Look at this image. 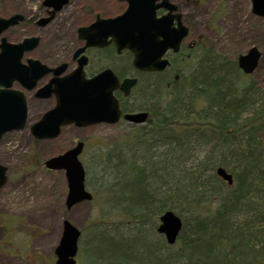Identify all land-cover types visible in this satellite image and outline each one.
I'll use <instances>...</instances> for the list:
<instances>
[{
  "label": "trees",
  "instance_id": "16d2710c",
  "mask_svg": "<svg viewBox=\"0 0 264 264\" xmlns=\"http://www.w3.org/2000/svg\"><path fill=\"white\" fill-rule=\"evenodd\" d=\"M183 55L185 65L154 75L153 84L146 78L136 91L152 126L107 155L109 190L139 203L138 211L124 208L137 224L166 211L182 219L175 245L153 242L155 264H264L263 92L237 61L204 46ZM198 145L211 152L201 167L190 166ZM218 167L233 175V186Z\"/></svg>",
  "mask_w": 264,
  "mask_h": 264
},
{
  "label": "rangeland",
  "instance_id": "374dc122",
  "mask_svg": "<svg viewBox=\"0 0 264 264\" xmlns=\"http://www.w3.org/2000/svg\"><path fill=\"white\" fill-rule=\"evenodd\" d=\"M43 1L0 0V16L9 17L16 13L23 15L28 11V18L36 20L41 16L39 8ZM77 1L71 0L67 8L75 9ZM173 2L187 17L191 29L187 42L204 44L215 56L228 61H236L253 46L260 50L262 55L258 69L244 78L247 83H255L258 92H263L264 96V22L252 14V1ZM118 7L109 6L107 13H118ZM125 7V3H122L124 10ZM21 28L6 32L0 37V42L2 37L11 42L24 39L34 29ZM68 32L67 25L64 28L55 26L43 39L53 45L64 40ZM189 71L190 68L185 67L184 76H189ZM153 77L141 75L140 85L145 84L146 78H150L153 84ZM132 94L134 100L131 106L140 110L143 102L140 105L136 92ZM49 108V102L35 103L31 98L26 128L8 133L0 141V163L9 170L8 182L0 189V264H55V251L63 235L65 220H69L81 231L76 257L78 264H155L153 242L160 238L165 240L157 232L159 219L145 217L143 222L137 224L128 217L124 208L138 211L139 203L125 198L124 193L112 194L109 190L111 179L107 155L124 148V140L133 138L140 127L132 128L126 121L116 125L100 124L84 128L67 126L57 139L37 140L30 127ZM261 138L264 142V123ZM79 141L85 142L80 160L86 170V190L93 195V200L83 201L68 210L65 172L48 170L45 164L51 158L70 150ZM210 152V145H198L188 165L201 167V162ZM125 199L128 200L125 204L120 203ZM141 251L143 253L138 256Z\"/></svg>",
  "mask_w": 264,
  "mask_h": 264
},
{
  "label": "water",
  "instance_id": "95a60500",
  "mask_svg": "<svg viewBox=\"0 0 264 264\" xmlns=\"http://www.w3.org/2000/svg\"><path fill=\"white\" fill-rule=\"evenodd\" d=\"M61 9L68 0H49ZM128 3L126 12L113 20L103 21L106 35H111L120 49H129L134 54L133 65L144 71H163L169 65L163 57L169 49L178 51L182 40L187 36L188 29L182 25L181 15H174L177 9L170 0H123ZM157 2H160L157 4ZM253 13L264 20V0H252ZM159 8L169 10V14L156 17ZM23 19L16 15L10 19L0 18V34L10 26ZM178 20V27L174 28V20ZM82 32V31H81ZM162 38V39H161ZM34 40H26L31 43ZM28 48H30L27 45ZM24 45H2L0 54V86L9 88L14 80L23 79L21 58ZM33 47V45L31 46ZM261 53L252 48L245 55L238 58L239 68L245 74H252L257 66ZM41 66V65H40ZM43 73L47 70L44 66ZM37 74L39 78L42 74ZM99 80H97V83ZM105 84L106 92H83V85L75 84V80L61 84L63 92H56L57 106L46 113L41 121L32 127V133L39 139H54L60 134L61 127L75 125L88 127L98 123L114 124L120 119L117 100L113 97V90L118 87V80L107 71L101 81ZM136 80H125L121 89L126 93L135 85ZM65 89V90H64ZM65 91V92H64ZM28 117V106L24 94L0 89V139L3 134L13 130L23 129ZM148 114L138 113L126 115V120L141 124L147 120ZM84 144L81 142L73 149L51 158L46 167L51 170H64L68 181V196L66 205L71 209L83 201H91L93 196L85 188L86 172L79 157ZM7 168L0 164V189L7 182ZM217 174L230 185L233 178L224 169L219 168ZM161 224L158 233L163 234L170 245H174L182 230L183 222L173 212L168 211L160 217ZM80 230L70 221H64V231L58 248L56 249V264H76Z\"/></svg>",
  "mask_w": 264,
  "mask_h": 264
},
{
  "label": "flooded vegetation",
  "instance_id": "af4514ba",
  "mask_svg": "<svg viewBox=\"0 0 264 264\" xmlns=\"http://www.w3.org/2000/svg\"><path fill=\"white\" fill-rule=\"evenodd\" d=\"M44 1L41 8H39L41 13L39 18L30 20L27 11L23 14L25 16L24 20L8 30L11 32L18 27H22V30L33 27V33H28L25 38L36 37L39 39L36 43V47L26 51L22 59V63L26 66V71L29 74V79L35 77V72L37 74L41 72L36 65L30 63L32 60L39 61L51 69L49 73L42 75L38 79L33 89L27 88V85L31 84L30 80L25 81V85L21 81L13 83L12 90L25 93L29 111L31 98L35 103L49 102L50 108L46 111L52 109L56 103V95L53 92H58L57 87L59 82L66 79L76 78L79 82L81 81L83 84L86 83L88 86L86 92H103L104 89L102 85L98 86L93 80L105 71L113 73L120 83L126 78L138 79L136 86L130 90L129 95H125L120 88L114 91V95L118 99L120 105L122 115L121 121L124 120V115L127 113L146 111L132 108L131 102L134 100V95L132 93L138 90L141 84V75L148 74L154 76L162 73L136 70L133 67V53L129 50L119 51L116 41L110 35L107 37L103 29V24L98 22L101 19H113L121 15L126 10V7L125 10L122 8V3L125 2L120 0H102L103 3L99 4L100 0H83L82 2L76 0L78 2L76 8L69 9L67 8V6L71 4V0H69L67 5L61 10L56 11L55 3L51 1L44 4ZM125 5L127 6L126 3ZM109 6H119L118 13L112 14L109 12L110 10L108 11L109 13H107ZM177 12L182 14V23L190 29L187 17L182 13L179 6ZM157 14L158 17H161L167 14V11L161 9ZM47 19L48 21H46ZM64 25H67V29H69L68 34L66 35L65 33L63 37L64 40L50 45L43 39L45 35H48L50 29H53L55 26L64 28ZM174 26H177V22L174 23ZM83 28H88L89 30L81 33L80 29ZM190 34L191 29L188 37L181 45V52L186 46L190 48L197 47V42H187ZM22 41L23 39H19L12 43L19 44ZM1 43L2 41L0 42V46ZM58 49L62 50L59 52L57 51ZM181 52L174 53L173 51H168L166 58H168L171 63L177 60L183 62L184 59L181 56ZM90 87H92V90H90ZM46 92H52V94L44 98L43 95L47 94ZM126 124L131 125L130 123Z\"/></svg>",
  "mask_w": 264,
  "mask_h": 264
},
{
  "label": "bare ground",
  "instance_id": "6f19581e",
  "mask_svg": "<svg viewBox=\"0 0 264 264\" xmlns=\"http://www.w3.org/2000/svg\"><path fill=\"white\" fill-rule=\"evenodd\" d=\"M175 69H179V67H178L177 65H175V66H174V70H175Z\"/></svg>",
  "mask_w": 264,
  "mask_h": 264
}]
</instances>
